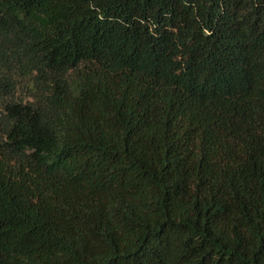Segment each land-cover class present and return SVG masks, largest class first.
Returning a JSON list of instances; mask_svg holds the SVG:
<instances>
[{
  "label": "trees",
  "instance_id": "1",
  "mask_svg": "<svg viewBox=\"0 0 264 264\" xmlns=\"http://www.w3.org/2000/svg\"><path fill=\"white\" fill-rule=\"evenodd\" d=\"M0 264H264V0H0Z\"/></svg>",
  "mask_w": 264,
  "mask_h": 264
}]
</instances>
